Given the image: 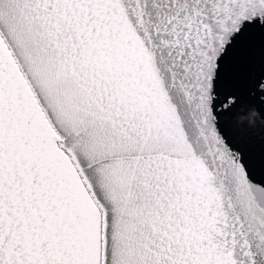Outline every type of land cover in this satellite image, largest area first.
<instances>
[{"label": "snow or ice", "instance_id": "1", "mask_svg": "<svg viewBox=\"0 0 264 264\" xmlns=\"http://www.w3.org/2000/svg\"><path fill=\"white\" fill-rule=\"evenodd\" d=\"M0 264H264V0H0Z\"/></svg>", "mask_w": 264, "mask_h": 264}]
</instances>
